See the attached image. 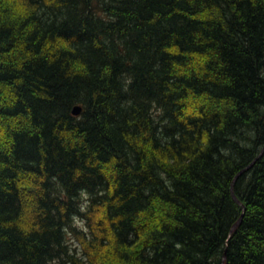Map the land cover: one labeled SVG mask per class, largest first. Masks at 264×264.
Masks as SVG:
<instances>
[{
  "label": "trees",
  "instance_id": "obj_1",
  "mask_svg": "<svg viewBox=\"0 0 264 264\" xmlns=\"http://www.w3.org/2000/svg\"><path fill=\"white\" fill-rule=\"evenodd\" d=\"M223 257L264 264V0H0V264Z\"/></svg>",
  "mask_w": 264,
  "mask_h": 264
},
{
  "label": "water",
  "instance_id": "obj_2",
  "mask_svg": "<svg viewBox=\"0 0 264 264\" xmlns=\"http://www.w3.org/2000/svg\"><path fill=\"white\" fill-rule=\"evenodd\" d=\"M80 111H81V108L79 107V106H75L74 108H73V110H72V112H73V114H79L80 113ZM256 159H258V158H256ZM255 159V160H256ZM254 160V161H255ZM253 163V162H252ZM251 165V164H250ZM250 166H248L247 168H249ZM233 198L235 199V197L233 196ZM236 200V199H235ZM237 203H238V201H237ZM241 219V218H240ZM240 219L232 226V228L230 229V231H229V235H231V233L237 228V226H238V224H239V222H240ZM223 264H224V257H223Z\"/></svg>",
  "mask_w": 264,
  "mask_h": 264
},
{
  "label": "rangeland",
  "instance_id": "obj_3",
  "mask_svg": "<svg viewBox=\"0 0 264 264\" xmlns=\"http://www.w3.org/2000/svg\"><path fill=\"white\" fill-rule=\"evenodd\" d=\"M191 105L194 106L193 104H191ZM27 218H30V216ZM74 222H76L75 218H74ZM78 228L81 230H84V223H79ZM74 245H75V243H74Z\"/></svg>",
  "mask_w": 264,
  "mask_h": 264
},
{
  "label": "bare ground",
  "instance_id": "obj_4",
  "mask_svg": "<svg viewBox=\"0 0 264 264\" xmlns=\"http://www.w3.org/2000/svg\"><path fill=\"white\" fill-rule=\"evenodd\" d=\"M72 113H73V112H72ZM73 115H75V114H73ZM75 116H78V115L76 114Z\"/></svg>",
  "mask_w": 264,
  "mask_h": 264
}]
</instances>
